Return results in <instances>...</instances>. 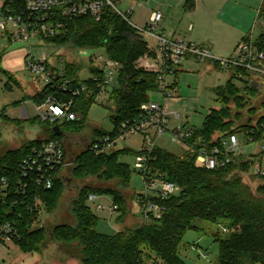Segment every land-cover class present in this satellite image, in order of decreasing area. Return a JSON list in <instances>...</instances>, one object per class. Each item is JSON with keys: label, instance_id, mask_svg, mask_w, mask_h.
Listing matches in <instances>:
<instances>
[{"label": "trees", "instance_id": "obj_1", "mask_svg": "<svg viewBox=\"0 0 264 264\" xmlns=\"http://www.w3.org/2000/svg\"><path fill=\"white\" fill-rule=\"evenodd\" d=\"M185 7L186 10H192L195 1L187 0ZM259 16L264 18V1ZM66 24L67 33L47 40L48 45H71L83 50L102 49L108 58L122 66L110 94V100L115 105L110 114L114 129L109 132L94 129L87 148L72 159L73 178L84 180L94 177L101 185H86L77 195L71 193L66 197V178L60 168L54 173L52 189L40 187L32 193L34 187H31L23 194L18 189L24 160L48 141L62 143L64 136H58L54 128L50 127L52 124H43L37 117L26 121L41 124L47 137L27 141L20 148L0 156V218L16 225L19 233L16 244L19 249L25 254H34L42 253L54 245L68 251L70 256L73 254L81 264H157L158 261L163 264H187L181 257L184 237L189 230H199L197 222H204L229 234L226 238L218 233L215 236V241L219 243L218 264H264V183L254 191L243 177L250 173L252 162L242 157L214 171L195 166L198 152L202 148L212 149L219 145L222 137L241 133L245 140L251 137L253 143L263 140L264 99L258 109L249 108L251 116L247 122L242 119V110L251 107L253 101L263 95L248 80L243 85L237 84L240 81L239 73L246 77L249 74L242 70L232 71L229 83L216 90L222 108L213 110L202 128L193 129L186 152L177 155L159 146L154 149L153 169L160 171L182 189L177 196L165 200L155 199L166 209L163 217L145 221L141 228L135 230L127 229L112 236L103 235L97 231L99 220L88 205L89 197L111 196L119 207L117 221L122 223L128 214L125 193L129 192L132 172L129 165L120 162V155L133 153L138 156L140 152L114 149L98 153L92 146L98 138L115 137L123 123L140 119L142 107L152 100V94L158 92L159 85L158 74L140 67L139 62L146 56L154 57L155 53L142 35L112 11H108L100 21L92 16H84L66 20ZM256 46L264 51V34L256 40ZM3 55H0V70L10 80H14L10 73L1 68ZM215 66L219 68L217 64ZM85 68L81 64L65 63L54 83L24 100H32L36 105L50 96L72 100L73 110L79 113L80 120L65 124L72 125L71 133H82L87 127L89 112L100 94L99 83L93 78L84 80L89 84L90 92L77 97L70 91L65 92L62 86L66 81H71L76 87L81 82V72ZM88 70L92 75L100 72L92 62ZM230 102L238 109L234 114ZM5 111L6 108L2 110V116ZM14 122L22 124L18 120ZM216 135L219 139L215 138ZM64 149L68 157L67 146ZM4 179L9 182L6 188L2 183ZM116 180V188L104 186ZM5 192L8 193L6 197ZM35 193L41 200L38 207L35 206ZM65 205L70 214L64 218ZM41 211L51 216V223L37 224ZM72 215L76 225L69 223Z\"/></svg>", "mask_w": 264, "mask_h": 264}, {"label": "built area", "instance_id": "obj_2", "mask_svg": "<svg viewBox=\"0 0 264 264\" xmlns=\"http://www.w3.org/2000/svg\"><path fill=\"white\" fill-rule=\"evenodd\" d=\"M119 1L0 0V40H5L9 44L22 43L26 46L22 52L25 58V67L36 77L37 82L44 84V87L54 83L59 72L63 69L58 70L51 67L46 56L42 60L36 61L33 57V42L41 40L47 44V40L65 35L67 33L66 20L92 16L95 20L100 21L108 11H112L144 38L148 37L155 41V47L149 46L155 56H146L140 60L146 61V64L142 65L140 62L139 64L145 70L158 74L159 93L162 95L164 103L150 101L142 107L140 119L123 123L115 137L98 138L92 146V149L98 153H105L116 149L120 140H126L135 134L144 136V144L137 156L135 170L143 176L144 189L139 195L138 202L144 220L149 221L161 219L166 211L165 207H162L155 199L165 200L179 195L182 191L179 185L168 180L164 174L152 167V163L155 161L153 151L158 146L157 140L167 133H171L175 142L188 147L187 141L193 134V130L189 127L177 125L182 120L179 113H170L166 110L165 101L169 97H174V94L179 91L176 77L177 68L187 58L202 63L212 62L231 73L235 70L246 71L249 77L239 73V80L257 82L264 87V51L256 46L255 39L248 38L238 45L233 57L218 58L208 46L171 39L161 34L159 29L164 20V15L161 12H153L145 25L136 24L132 20L134 7L122 12L118 7ZM149 60H152L154 64L149 65ZM92 65L100 71L98 75L91 77L99 83L100 96L115 85L122 66L108 58L107 55L94 57ZM169 77H173L172 82L168 81ZM62 87L65 92L70 91L75 97L84 92H90L89 84L84 80H81L76 87H73L71 81H66ZM35 112L36 117L43 124H65L80 120L79 113L73 110L72 100L60 99L55 96H50L43 103L36 105ZM2 113L0 110V116ZM173 123L176 124L174 128ZM221 140L219 145L212 149L202 148L198 152L195 161V166L198 169L214 171L227 167L243 157L245 161L252 162L250 173L244 176L264 179V137L261 149L251 155H246L242 151L239 134L228 135L222 137ZM246 142L253 144V139L251 137L246 139L245 144L249 145ZM72 167L73 162L68 160L64 145L58 141H48L22 163L18 192L25 194L26 189L31 187H34L32 193L40 187L52 189L56 170L62 168V173L65 176V171ZM2 183L6 188L9 182L4 179ZM4 195L6 197L8 193L5 192ZM99 198L100 196L90 195L89 200L96 201ZM40 204L41 200L36 194L35 206L38 207ZM96 208L99 211L104 209L101 204ZM118 209L119 207L114 203L110 208L113 212ZM18 236L16 225L0 218V244L19 249L16 244Z\"/></svg>", "mask_w": 264, "mask_h": 264}, {"label": "rangeland", "instance_id": "obj_3", "mask_svg": "<svg viewBox=\"0 0 264 264\" xmlns=\"http://www.w3.org/2000/svg\"><path fill=\"white\" fill-rule=\"evenodd\" d=\"M166 1L167 0H121L118 7L122 12H126L129 8L135 7L136 4H142L143 8L136 5L135 13H133V15L136 14L137 16H132L133 22L137 23L148 16V10H159V8H161V3L162 5H165ZM183 6L180 7L179 10L170 9L167 13H165L163 9L162 11L166 16H169V13H171L170 18L175 20L178 24L184 20L180 27V34H183L184 37L188 38L194 36V34L202 35L207 32L206 30L209 27V16L206 14L205 10L203 11V9H201L196 16H194L195 19H192L191 17H184L186 12L183 9ZM190 25L195 26L193 32L189 30ZM144 39L151 48L156 46L153 39L148 37H145ZM25 47L26 46L22 43L9 44L5 40H0V55L1 53H9L14 56H19V53H21V50L23 52ZM105 55L106 54L102 49L83 50L71 45H48L41 40H35L33 42V57L36 61H40L46 56L49 59L51 67L58 70H62L67 62L81 64L83 68L86 67L81 72V80H88L92 77V74L87 69L90 62H93V58ZM145 62L146 61H142V65H145ZM152 64H154V62L149 60V65ZM4 67L1 65V68L6 70ZM177 71L178 74L176 77L180 89L174 94V97H169L167 99L166 110L170 113H179L182 116L179 126L183 127L187 124L192 130L200 129L203 127L207 116L213 110H219L222 108V104L216 95V90L229 83L232 73L225 71L220 67L218 68L214 63L209 62H185L184 70L182 71L180 67H178ZM16 76L21 82L20 85L19 83L10 80L0 70V108L1 110L5 107L8 108L5 115L9 119H25L28 116L36 114L32 105L20 104V101L35 94L37 90L43 88L44 84L39 81L37 82L35 79L36 77L26 68L22 71L16 72ZM168 81L172 82L173 77H169ZM243 81L246 82V80ZM241 83L243 82L239 81L237 84ZM10 86H12V88H10ZM262 92L263 95H259L258 98L253 101L251 107L242 110L241 114L244 122H247L249 116H251L249 108L258 109L260 107V104L264 99V91ZM152 101L163 104V97L160 94H153ZM229 106L231 107L233 114L238 111L233 102H230ZM114 109L115 105L110 101L109 93L105 92L98 96L96 102L92 106L87 118V127L82 133H71L72 125L70 124L66 125L58 123L50 126L51 128H55L56 126L62 128L64 136L61 142L64 146H67L69 161L72 162V159L76 155L87 148L89 145V138L93 134L94 129H101L108 132L114 129V126L110 121V114ZM172 126L174 128L176 124H173ZM0 130V156L4 155L9 150L18 149L27 141L44 139L48 135L45 128L38 122L32 124L25 121L20 125L11 124L6 121L5 117L0 118ZM239 139L242 145V151L246 155L258 152L263 145L262 141L246 145V140L243 135H239ZM143 144L144 136L142 134H135L126 140H120L116 150L130 149L137 153L142 150ZM157 145L177 155H182L187 151L185 145L178 144L172 139L171 133H167L164 137L159 138L157 140ZM120 162L129 165L132 172L130 189L129 192L126 191L125 193L127 198L125 201L129 212L124 221L119 223L117 221L119 212H113L110 210L114 203L111 196L102 195L96 201L88 200V205L99 220L97 231L107 236H112L127 229L135 230L141 228L145 222L139 204L136 200H133V193L138 196L144 189L143 176L135 171L137 156L133 153L121 154ZM243 177L245 183L254 191L257 190L259 185L264 183L263 180L255 179L249 175ZM65 178L68 188L66 191V197L71 193H73L74 196L77 195L79 190L86 185H101V183H99L94 177H89L84 180L73 178L71 175V168L65 171ZM117 183L118 181L116 180L114 182L106 183L104 186L108 185L109 187L116 188ZM100 204L104 207L101 211L96 208L97 205ZM64 208L63 211L65 212V218L70 214V211L67 209V205H65ZM50 218L51 216L46 211H43L39 216L38 223L41 225L51 223ZM69 223L76 225V219L73 215L71 216ZM196 226L199 230H189L184 237L181 248V257L187 264H218L219 243L215 241V236L218 233L223 238H226L229 234L224 232L221 228L209 223L197 222ZM72 255L70 256L68 251H64L54 245L45 249L42 253L35 252L34 254H23L22 252H18V249L15 247L0 244V264H10L11 261L14 262V264H19L16 262L19 258H22L23 262L20 264H81L80 261ZM152 256L155 257L154 255ZM145 260H148L147 257H145ZM148 261L150 262V260ZM157 264L163 263L158 261Z\"/></svg>", "mask_w": 264, "mask_h": 264}, {"label": "crops", "instance_id": "obj_4", "mask_svg": "<svg viewBox=\"0 0 264 264\" xmlns=\"http://www.w3.org/2000/svg\"><path fill=\"white\" fill-rule=\"evenodd\" d=\"M194 1H195V7L192 10H186L185 5H186L187 0H174V1L167 0L165 2V5L164 4L162 5L161 3L160 5L161 8H159V10L158 9L148 10V16H146L145 19H143L140 22H137L136 24L145 25L149 21V18L153 12H161L164 15V20L160 28L161 34H164L171 39L182 40V41L189 42V43H195L199 45L208 46L210 47V49L212 50L213 54L216 57L222 58V59L233 57L235 55L238 45L244 40L248 38H253L257 40L259 37H261L264 34V18H260L259 16L264 0H194ZM120 2L121 0L119 1V3ZM137 6H139L140 8H143L142 4L141 5L139 4ZM182 6L186 12L184 17L185 16L191 17L192 19H195L194 16H196V14L201 9H203V11L205 10L206 14H208L209 16V21H208L209 27L206 30L207 32L203 33L202 35L194 34V36H190L188 38L184 37L183 34L182 35L180 34L181 32L180 27L182 26L184 20H182L178 24L177 22H175V20L170 18L171 13H169V16H166L165 13H167V11L170 9L179 10V8ZM135 7H134V11H135ZM162 9L165 13L162 11ZM132 16H137V15L134 14ZM189 30L193 32L195 30V26L190 25ZM141 62L142 61H140V63ZM185 62L197 63V61H195L192 58L185 59V61L180 65V69L182 71L184 70ZM209 63H212V62H209ZM1 65L3 67L5 66L4 68L6 69V71L14 77L13 81L15 83H19L20 85L21 82L18 80L16 76V72L22 71L26 68L25 58H24V54L22 53V51L21 53H19V56H14L9 53H6V54L4 53ZM214 65L216 64L214 63ZM240 82L244 83L243 80H240ZM243 83L238 84V85H243ZM257 87L261 91H264V87H262L260 83H258ZM10 88H12V86H10ZM43 88H41L40 90H42ZM112 88L113 87H111L107 91L109 93V98H110ZM40 90H37L36 93H38ZM35 94L30 95V96H34ZM153 94H160L159 90L158 92L153 93ZM166 101H165V105H166ZM163 103H164V100H163ZM23 104L32 105L35 111L36 104L33 103L32 100H24ZM7 109L8 108H6V111L4 112L3 116L2 115L0 116V118L5 117L6 121H8L11 124H17L14 122L15 120H18L19 122L24 123L25 121H28L36 117V115H33V116H28L25 119H9L5 115V113L7 112ZM184 127H189V126L185 124ZM0 135H1V130H0ZM239 135H242V134L240 133ZM217 137L218 136L216 135L215 138ZM133 195H135L133 200H136L137 203L139 204L138 199H139L140 194L136 196V194L133 193ZM140 211H141V207H140ZM143 219H144V215H143ZM18 252H22V251L18 249ZM16 262H18L19 264L23 263L22 258H19L18 260H16ZM10 264H14V262L11 261Z\"/></svg>", "mask_w": 264, "mask_h": 264}, {"label": "water", "instance_id": "obj_5", "mask_svg": "<svg viewBox=\"0 0 264 264\" xmlns=\"http://www.w3.org/2000/svg\"><path fill=\"white\" fill-rule=\"evenodd\" d=\"M253 86H258V83H257V82L253 83ZM54 131H55V133H56L58 136H63V135H64V133L61 131V129H60L59 126H56V127L54 128Z\"/></svg>", "mask_w": 264, "mask_h": 264}]
</instances>
